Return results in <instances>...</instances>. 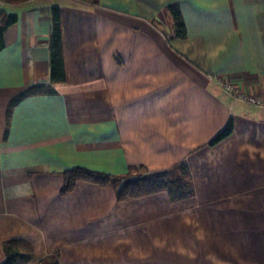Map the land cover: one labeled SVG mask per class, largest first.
<instances>
[{
	"label": "crops",
	"instance_id": "obj_1",
	"mask_svg": "<svg viewBox=\"0 0 264 264\" xmlns=\"http://www.w3.org/2000/svg\"><path fill=\"white\" fill-rule=\"evenodd\" d=\"M171 5L185 37L175 35ZM53 7L67 74L59 83L50 77ZM3 13L18 20L0 49V264L8 241L29 245L18 246L32 254L28 264L54 253L60 264L239 263L208 256L198 233L175 246L156 233L195 226L182 207L212 181L199 173L211 162L204 147L224 163L211 167L232 170L211 183L215 198L222 185L251 183L252 172L264 177V109L213 80L264 96V0H29L0 2V23ZM38 84L54 91L28 92ZM230 120L233 133L210 145ZM241 152L255 164L239 175ZM182 161L193 175L188 199L162 191L120 201L115 184L90 182L61 193L73 167L125 174Z\"/></svg>",
	"mask_w": 264,
	"mask_h": 264
},
{
	"label": "rangeland",
	"instance_id": "obj_2",
	"mask_svg": "<svg viewBox=\"0 0 264 264\" xmlns=\"http://www.w3.org/2000/svg\"><path fill=\"white\" fill-rule=\"evenodd\" d=\"M208 149L207 146L204 147V161L208 160L211 161L210 164L213 162L217 166H223L224 163L219 165L217 162L221 160L218 158L219 156L215 157L217 151L209 152ZM207 152H209L208 155ZM247 155V152H241L235 159L239 165L236 168L239 175H241V171L247 173L246 170L250 163L255 164L254 160L249 161ZM210 164H207L208 169H203L199 173L202 177L207 173L208 180H212L211 183L217 178L219 172L232 171L228 168L217 169L218 167H211L212 164ZM145 171L146 169H141L136 173ZM155 171H168L165 175L167 179H185L194 188L192 171L186 161L178 163L171 169ZM256 179H259V182ZM250 182L222 185L216 193L219 198H215L216 195L212 190H209L212 187L211 183H201L199 196L196 199L188 200V203L182 207L189 210L191 215L188 219H191V224L194 223L195 226H190L186 231H157L156 240L166 244L169 236L172 235V245L175 246L176 243L184 239L193 240V243L195 233H198L210 245L209 248H205V252L209 251L208 256L220 255L221 262L228 261V256H235L237 257L235 261L241 262L234 263L232 260V262L223 264H248L251 261V264H260V257L264 255V177L261 173L256 175L252 172ZM196 211L198 212L196 213ZM194 219H197L196 223ZM21 246L25 249L29 247L25 243H22ZM179 250L182 251V248ZM173 255L176 254L173 253Z\"/></svg>",
	"mask_w": 264,
	"mask_h": 264
},
{
	"label": "trees",
	"instance_id": "obj_3",
	"mask_svg": "<svg viewBox=\"0 0 264 264\" xmlns=\"http://www.w3.org/2000/svg\"><path fill=\"white\" fill-rule=\"evenodd\" d=\"M29 0H0L7 4H20ZM93 3L96 0H80ZM52 15V31L50 35V77L53 82H65L67 80L64 50L61 12L58 7L50 10ZM0 23V49L3 47V39L6 30L18 20L16 14L3 13ZM167 15L171 21L175 35L178 37L186 36V25L180 9L171 5L167 9ZM50 91L53 89L41 87L39 84L33 86L28 92ZM234 131V123L230 120L225 128L211 140L210 145H216L229 137ZM179 167V166H178ZM168 171H150L144 173L127 172L125 174H112L98 171L86 167H73L63 172L64 183L61 193L67 194L73 191L78 182H90L100 186L108 184L116 185V196L120 201L141 198L147 195L166 191L173 201L183 200L194 194V188L185 179H167L165 175ZM23 242L8 241L4 244L7 259L3 264H28L33 256L29 251H21L18 246ZM35 264H60L57 253L51 254Z\"/></svg>",
	"mask_w": 264,
	"mask_h": 264
},
{
	"label": "built area",
	"instance_id": "obj_4",
	"mask_svg": "<svg viewBox=\"0 0 264 264\" xmlns=\"http://www.w3.org/2000/svg\"><path fill=\"white\" fill-rule=\"evenodd\" d=\"M213 80L219 85L222 86L225 91L231 94L237 101L246 103L257 108L264 109V96L257 95L254 93L247 92L241 88L235 87L229 81H226L223 78L213 76Z\"/></svg>",
	"mask_w": 264,
	"mask_h": 264
}]
</instances>
